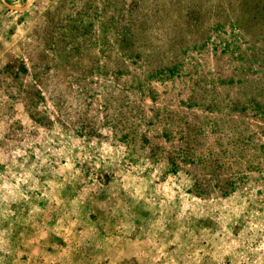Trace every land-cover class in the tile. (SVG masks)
<instances>
[{
	"label": "rangeland",
	"instance_id": "obj_1",
	"mask_svg": "<svg viewBox=\"0 0 264 264\" xmlns=\"http://www.w3.org/2000/svg\"><path fill=\"white\" fill-rule=\"evenodd\" d=\"M0 264H264V0H0Z\"/></svg>",
	"mask_w": 264,
	"mask_h": 264
},
{
	"label": "trees",
	"instance_id": "obj_2",
	"mask_svg": "<svg viewBox=\"0 0 264 264\" xmlns=\"http://www.w3.org/2000/svg\"><path fill=\"white\" fill-rule=\"evenodd\" d=\"M139 40H140V39H139ZM136 41H137V40H136ZM140 41H141V40H140ZM137 42H138V41H137ZM132 43H133V42H131L130 45H132ZM147 44H148V43H146V42H140V43H139V47H145ZM130 45H129V46H130Z\"/></svg>",
	"mask_w": 264,
	"mask_h": 264
},
{
	"label": "water",
	"instance_id": "obj_3",
	"mask_svg": "<svg viewBox=\"0 0 264 264\" xmlns=\"http://www.w3.org/2000/svg\"><path fill=\"white\" fill-rule=\"evenodd\" d=\"M29 4H30V0H29ZM12 9H17V8H15V7H13V6H10ZM17 10H19V9H17Z\"/></svg>",
	"mask_w": 264,
	"mask_h": 264
}]
</instances>
